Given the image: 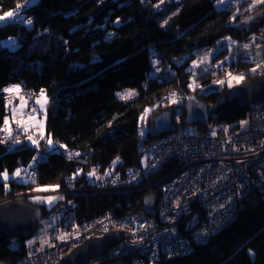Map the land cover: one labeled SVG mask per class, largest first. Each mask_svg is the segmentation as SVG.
<instances>
[{
	"label": "trees",
	"instance_id": "obj_1",
	"mask_svg": "<svg viewBox=\"0 0 264 264\" xmlns=\"http://www.w3.org/2000/svg\"><path fill=\"white\" fill-rule=\"evenodd\" d=\"M155 2L0 0V17L20 11V19L0 21V131L7 128L9 117L1 94L6 87L46 97L45 137L39 147L0 143V201L34 192L36 186L67 189L71 178L81 180L91 166L98 165L101 175L140 166L142 149L154 141L147 133L141 137L144 124L148 127L150 117L175 99L182 101L176 106L182 120L184 101L197 93L195 85L210 84L217 61L227 63L231 73L244 72L240 84L264 76L251 72L253 63L242 61V52L231 51L229 59L222 47L225 39L250 42L261 32L264 0L236 11L216 8L215 0H182L166 3L159 13ZM210 53V68L203 72L197 61ZM228 93L226 84L218 91L198 93L211 115L207 126L197 125V134L219 125L236 131L248 120L250 108L231 104ZM49 137L51 146L46 143ZM65 149L77 159L65 160ZM38 152L43 158L31 166ZM26 169L27 174L36 171L31 182L1 180L3 173L23 175ZM165 174L162 170L156 177ZM143 196V191L134 190L81 193L72 199L79 221H87L110 211L117 217L139 214ZM38 207L42 218L53 210ZM197 218L196 227L203 211ZM27 243L20 236L0 235V262L20 260ZM158 264H264L262 188L241 200L234 221L219 233L182 256L162 257Z\"/></svg>",
	"mask_w": 264,
	"mask_h": 264
},
{
	"label": "built area",
	"instance_id": "obj_2",
	"mask_svg": "<svg viewBox=\"0 0 264 264\" xmlns=\"http://www.w3.org/2000/svg\"><path fill=\"white\" fill-rule=\"evenodd\" d=\"M181 1L171 0L173 3ZM257 1L245 0L244 4L251 7ZM227 8L230 9L231 4ZM19 15L18 10L14 17ZM263 32L264 27L258 36L250 37L249 40L255 42ZM245 43L225 39L222 47L226 51L236 50L240 53ZM221 64L227 72L228 64ZM214 72L210 84L226 82L218 75L215 67ZM23 97L27 100L29 113L36 114L37 95L29 92ZM249 108V120L245 129L227 131L223 125H219L204 134L184 132L177 114L171 132L157 138L143 151L141 166L130 167L108 176H91L87 183L83 182L85 187L81 190L98 186L108 193L124 194L139 188L146 190L159 187L166 178L177 175L173 186L167 190L159 187L162 198L155 215L149 217V222L144 226H139L144 216L133 220L134 227L130 225L123 234L125 243L108 251L102 260L103 264H145L148 257V264H158L163 255L182 256L190 252L193 245L206 242L234 221L241 207V200L256 187H264V100ZM11 129V134H7V128L0 131V143L20 134L16 125ZM74 154L69 149L62 152V156L71 160L77 159ZM171 158H176L177 163H169ZM80 162L86 165L84 160ZM97 170L98 165L90 167L91 172ZM162 170L166 172L164 176L152 179ZM33 174L30 171L28 175ZM81 192L83 191H76L74 194ZM193 207L201 209L204 218L199 219L200 225L193 228L192 234H178L173 228L172 220L196 224L194 221L198 220L199 214L194 212ZM76 214L77 209L65 206L58 226L48 233L49 247L42 250L38 260L29 257L28 248L20 260L1 261L0 264H57L84 237L100 238L105 234L120 232V224L127 223V219L119 220L120 216L111 212L87 221L77 220ZM130 219L132 220L131 217ZM68 230L73 231V237L68 236ZM188 242L190 244L187 251L183 246ZM34 246L39 248L37 244L32 247ZM122 246L126 249L123 255L118 256V249Z\"/></svg>",
	"mask_w": 264,
	"mask_h": 264
},
{
	"label": "rangeland",
	"instance_id": "obj_3",
	"mask_svg": "<svg viewBox=\"0 0 264 264\" xmlns=\"http://www.w3.org/2000/svg\"><path fill=\"white\" fill-rule=\"evenodd\" d=\"M244 2H245V0H215V7L219 8V9H223V8H226L228 5L231 4L235 11L237 9H239L240 7H242V8H240L239 10H241V9L243 10V9H247L243 6ZM4 17H5V19L3 21L9 20V19H14V20L20 19L19 17L15 18L14 16L7 17L5 15ZM256 36H258V35H256ZM259 39H261V41L259 43H255V45L251 44L252 41H250L251 43L246 42L242 46L241 52L243 54V57H240V58H242V61H244V62L253 63V66L250 68L252 73L264 75V36H260ZM211 57H212V53L206 55L201 60L197 61V65H199L203 69V72H206L209 70ZM231 57H232V55H230V52H229L227 58L230 59ZM236 61H238V59ZM253 69H255V71H253ZM250 70H249V72H250ZM240 75H243V77H245L244 72H241V73L240 72H233V73H231L229 68H228L227 76H226L227 80H226V82H224L226 84V87L231 90V88L233 89V87L241 85L240 84L241 82L236 83L235 80L230 81V76L236 77V76H240ZM256 77H259V76H256ZM230 82L232 85L231 87H229ZM224 83H220L217 85L208 84V85H204V86L195 85L193 90L195 92H197L196 94H198V93L208 94L210 92L221 90L223 88V86H225ZM9 89H12V91H7ZM15 89H19V88L17 86H8L3 90V93H2L3 96L5 97V103H6L8 113H9V117L11 118V120L16 121L18 123L17 125L21 129V134H19L18 136L22 135V137L15 140L11 146L15 147L17 145H21V144L26 143L27 146L37 147V144H33L32 141L35 139L42 140L41 135L43 136V138L45 137L44 124H45V119H46V116H45L46 103L44 102V100L46 97L42 94H40V96L37 97V103H36L37 114H31L28 112L27 103L24 102L22 99H18V105L14 109H12L11 101L14 100V98L16 97V95L18 93H20V90L16 91ZM129 92H131V91H129ZM117 94L119 97L123 96V94H121V93H117ZM174 101L175 102L172 101L169 104V106H172V105L173 106H180L182 104L181 103L182 101L179 99H175ZM147 113H148V111L145 110L143 117L147 116ZM9 117L7 118L8 119L7 121L10 120ZM248 120L242 121V124L240 125V129L243 130L247 127ZM144 122H145V120H144ZM12 126L13 125L11 123H8L7 129L8 130L11 129ZM183 129H184V132H186L188 134H197V132H198L197 131V125H184ZM146 133H148V127L146 126V123H145L144 126L142 127V130L140 133L141 137L146 136ZM29 137H31V139H29ZM46 143L48 144V146H50L48 143V140L46 141ZM142 143L143 142H141L140 144H142ZM40 157H41V153L38 152L35 155L31 166H34L40 160ZM17 172H19V171H16L15 173H17ZM26 172H27V169L25 170L23 175H21L19 173L18 176L14 174L11 177L7 174V177H8L7 179H4L5 173H3L1 175V180L4 182H7L10 178L13 177V178H15V180H18V182H21V183L31 182L32 178H29L31 176L28 175L29 172H28V174ZM95 172L99 174L98 170ZM99 175H101V174H99ZM83 182L78 184L81 189L85 187L83 185ZM261 188L264 191V187H261ZM37 189H47V190L46 191H37ZM35 191H37L35 194L28 197V201L31 202L32 204L37 205V206L46 207L47 209L53 207V210L48 216H45L44 218L41 219L40 226L35 231V233L30 238H28L27 240H28V243L38 244V246L41 250H45L49 247L48 232L57 227V224L60 221L63 209H65V206L63 205V203H61L60 197L58 195L52 194V192L54 191L52 187H38V188L36 187ZM81 193H83V192H81ZM81 193H77V194H73V195H78ZM116 193H119V192H116ZM16 196H14V197H16ZM49 198H52L51 203L48 202ZM6 200L7 201H13L12 197H8V198H6ZM58 203H60V204H58ZM63 206H64V208H63ZM114 247H116V246L109 248L105 253L107 254V252L110 251ZM105 253L103 255H101V257L96 259V262L103 264L102 260H104V256L106 255Z\"/></svg>",
	"mask_w": 264,
	"mask_h": 264
},
{
	"label": "water",
	"instance_id": "obj_4",
	"mask_svg": "<svg viewBox=\"0 0 264 264\" xmlns=\"http://www.w3.org/2000/svg\"><path fill=\"white\" fill-rule=\"evenodd\" d=\"M228 101L239 107H249L258 101L264 100V76L254 77L251 80L234 87L227 95ZM184 125H204L210 121V110L201 96L193 94L184 104ZM177 107L168 106L154 113L148 121V135L151 138L159 137L172 129L173 116ZM158 203V195L154 191H147L142 200V213L150 215ZM41 224L40 210L23 199L0 202V235L21 236L30 238ZM120 237L110 234L102 238H90L80 246L74 248L63 257L60 264H96L93 259L101 257L109 248L118 244ZM251 260L254 255L249 253Z\"/></svg>",
	"mask_w": 264,
	"mask_h": 264
},
{
	"label": "bare ground",
	"instance_id": "obj_5",
	"mask_svg": "<svg viewBox=\"0 0 264 264\" xmlns=\"http://www.w3.org/2000/svg\"><path fill=\"white\" fill-rule=\"evenodd\" d=\"M258 2V1H257ZM256 2V3H257ZM166 3H173V2H171V0H156V2L153 4V6H154V8H155V11L156 12H162L163 11V9H164V6L163 5H165ZM180 3V2H179ZM179 3H173V4H179ZM245 3V2H244ZM243 3V5H244V7L245 8H250V7H246L245 6V4ZM255 3V4H256ZM254 4V5H255ZM253 5V6H254ZM252 7V6H251ZM233 8V6L231 5V8L230 9H228L227 7H226V9H228V10H231ZM257 43V42H256ZM227 52H231V51H227ZM213 67H215V69L217 70V73H218V75H220L225 81L227 80V72L224 70V68H223V65L221 64V62H219V61H217L216 63H214V65H213ZM234 88V87H233ZM232 89V88H231ZM229 91H231L230 89H229ZM3 92H1V94H2ZM26 93H29V92H25V91H20V93H18L17 95H16V98H18V99H23L26 103H27V100L23 97V95L24 94H26ZM34 94H36L37 95V97L38 96H40V94H37V93H34ZM196 94V93H195ZM193 96V95H192ZM191 97V96H190ZM5 98V97H4ZM202 98V97H201ZM188 99V98H187ZM186 99V100H187ZM203 100V99H202ZM204 101V100H203ZM205 102V101H204ZM184 104H185V101H184ZM206 104V103H205ZM27 105H28V103H27ZM207 105V104H206ZM208 106V105H207ZM185 109V108H184ZM29 112V111H28ZM37 114V113H36ZM177 114H179V116H180V120H181V114L179 113V112H177V109H176V112H175V115L173 116V125H174V117L177 115ZM184 119V118H183ZM183 119L181 120V123H182V126H184V124H183ZM18 128H19V130H20V127L17 125V124H15ZM172 128H173V126H172ZM172 130V129H171ZM171 130L169 131V132H171ZM184 130V129H183ZM11 132H12V129H9V130H7V134H11ZM169 132H167V133H169ZM20 133H21V130H20ZM167 133H165V134H167ZM164 135V134H163ZM163 135H161V136H163ZM161 136H159V137H161ZM20 137H22V135L21 136H17V135H15V136H13V137H11V138H9V140H7L6 142H5V144L6 143H8V144H11L12 145V143H14V141L15 140H17V139H19ZM159 137H156V138H154V141L157 139V138H159ZM36 141H37V147H39V142H40V140H37V139H35ZM151 144V143H150ZM149 144V145H150ZM148 145V146H149ZM147 149V148H146ZM146 149H143L142 150V153H143V151L144 150H146ZM64 151V150H63ZM62 151V152H63ZM62 154V153H61ZM143 156H144V153H143ZM143 156H142V161H141V163H140V166H141V164H142V162H143ZM41 157L43 158V155L41 154ZM40 157V159H42ZM65 160H67V161H73V160H71V159H68L66 156H62ZM169 163H177V159L176 158H171L169 161H168ZM137 167H139V166H137ZM130 168V167H129ZM126 170V169H125ZM34 171V170H33ZM124 171V170H123ZM36 171H34V173H35ZM116 172H118V171H116ZM162 172V171H161ZM160 172V173H161ZM91 174V175H90ZM113 174V173H112ZM34 176V175H33ZM33 176H31V177H29V178H32L33 179ZM91 176H98V177H101L98 173H96V172H90L89 174H86L81 180L79 179V178H76V177H73V178H71L70 180H69V185H68V188L66 189V188H58V187H53V186H36L37 188L38 187H52L53 189H55L53 192H52V194H55V195H58L59 197H60V201H61V203H63V205L64 206H67V207H71V208H74V209H77V203L72 199V194H74V192H76V191H83V193H95V194H100V193H108V192H105V191H103L100 187H98V186H93V187H90L89 189H85V190H81V188H80V186L78 185L79 183H81V182H85V183H87L90 179H91ZM108 176V175H107ZM156 176H158V174L157 175H155V176H153L152 177V179H155V178H159V177H156ZM177 178V175H174V176H171V177H168V178H166L164 181H163V183H161V185L159 186L162 190H167L168 188H170L171 186H173V183L175 182V179ZM155 188L159 191V192H156V190H155ZM160 188H158V187H151V188H149V189H146V190H143V189H140L139 188V191H143L144 192V195L147 193V191H154V192H156V194L158 195V203H157V206H156V208H155V210H154V212L152 213V214H150V215H145V214H143L142 213V210H141V212L139 213V214H122V216H120L119 217V220L120 219H127V223L125 224V225H121L120 224V226H121V231L120 232H117V231H115L114 232V234H117L119 237H120V241H119V243L118 244H116V245H114V246H120V245H122V244H124L125 243V237L123 236V234L125 233V230L130 226V225H133V220H135L138 216H144V217H142L143 218V220H142V222L139 224V226H144V225H146L148 222H149V217H152V216H154L155 215V213H156V210H157V207H158V204H159V200L162 198V192H160ZM134 191V190H133ZM37 191H34V192H31V193H27V194H19V195H15L16 197H14V196H12V200L14 201V200H19V199H23V200H25L26 202H28V203H30V204H32L31 202H29L28 201V197H30L31 195H33V194H35ZM114 193V192H113ZM144 197V196H143ZM143 200V199H142ZM7 200L6 199H3V200H1L0 202H6ZM32 205H34V206H36L38 209H39V207L37 206V205H35V204H32ZM40 210V209H39ZM193 210H194V212L195 213H197V214H201V209H199L198 207H193ZM110 212H112V213H114L113 211H110ZM114 214H116V213H114ZM118 214H120V212H118ZM62 215H63V212H62ZM62 215H61V217H62ZM121 215V214H120ZM145 216H148L147 218H145ZM130 217L132 218V220L130 219ZM41 219H42V215H41ZM76 219L77 220H79L78 219V217H77V214H76ZM151 219V218H150ZM60 220H61V218H60ZM60 222V221H59ZM152 223L154 224V225H156V222L155 221H153L152 220ZM59 224V223H58ZM58 224H57V226H58ZM172 225H173V228L175 229V231L178 233V234H182V233H184V232H188V233H193L194 232V230H193V228L194 227H196L195 226V224H193V225H191L189 222H182V221H178V220H172ZM133 227H134V225H133ZM52 230H54V229H52ZM52 230H50V231H52ZM49 231V232H50ZM48 232V233H49ZM68 236H70V237H73V231H71V230H68ZM110 235V234H109ZM104 236H107V234H105V235H103V236H101L100 238H102V237H104ZM13 237H16V236H13ZM21 237V236H20ZM90 238H92V237H84L80 242H79V244L77 245V247L78 246H80L81 244H83L86 240H88V239H90ZM97 238V237H96ZM208 241V240H207ZM189 244H190V242H188V243H186L184 246H183V249H185V250H187L188 249V246H189ZM38 245V244H37ZM33 246V244H30V243H27L26 244V249H25V252L27 253V249L29 248V250H28V253L27 254H29V257L31 258V257H35L37 260H38V256H39V254H41V253H43V251L42 250H40L39 248H37L36 246H34V247H32ZM113 247V246H112ZM76 248V247H75ZM126 249V247H124V246H122V247H120L119 249H118V253H117V255L119 256V255H123V253H124V250ZM73 250V249H72ZM71 250V251H72ZM70 251V252H71ZM188 251V250H187ZM106 254V253H105ZM172 256H174V255H171L170 257H172ZM142 258H144V255H142L141 256ZM163 257H168L167 255H163ZM96 259H98V258H95V259H93V262H95L96 264H100V263H98V262H96ZM161 260V259H160ZM60 261H61V259H59V261H58V263L57 264H60ZM148 261H149V257L146 259V261H145V264H148ZM159 263V262H158Z\"/></svg>",
	"mask_w": 264,
	"mask_h": 264
},
{
	"label": "snow or ice",
	"instance_id": "obj_6",
	"mask_svg": "<svg viewBox=\"0 0 264 264\" xmlns=\"http://www.w3.org/2000/svg\"><path fill=\"white\" fill-rule=\"evenodd\" d=\"M15 15V13H13V12H8V13H6V16L7 17H12V16H14ZM5 19V17H0V21H3ZM28 23L29 24H31V20H29L28 21ZM253 71H255V69H253ZM244 79V77H243V75H240V76H236V77H231L230 76V81L231 80H235L236 81V83H240L242 80ZM232 85H231V82L229 83V87H231ZM189 87H192V85H189ZM16 91H18L19 89H15ZM7 91H12V89H9V90H7ZM127 95H133V93H128ZM175 94H173V96H174ZM124 98H126V96H121V99H124ZM44 102L46 103V98H45V100H44ZM173 102H175L174 100H173ZM147 111V110H146ZM5 123H7V121L5 122ZM29 139H31V137H29ZM41 139H43V136L41 135ZM33 142V144H36L37 143V141L36 140H33L32 141ZM48 143H49V145L51 146V144H52V140H51V137H49L48 138ZM61 147H64L63 145H61ZM15 175H19V172H17V173H15ZM91 175V174H90ZM8 177H7V173H5L4 174V179H7ZM47 189H37V191H46ZM53 190H55V189H53ZM51 201H52V198H49L48 199V202L49 203H51ZM64 237L62 236L61 237V239H63Z\"/></svg>",
	"mask_w": 264,
	"mask_h": 264
},
{
	"label": "crops",
	"instance_id": "obj_7",
	"mask_svg": "<svg viewBox=\"0 0 264 264\" xmlns=\"http://www.w3.org/2000/svg\"><path fill=\"white\" fill-rule=\"evenodd\" d=\"M19 91V90H18ZM23 100V99H22ZM24 101V100H23ZM25 102V101H24ZM26 104V103H25ZM18 105V98H14V100L13 101H11V106H12V109H14L16 106ZM9 121H8V123H14V124H18L16 121H14V120H11V118L9 117Z\"/></svg>",
	"mask_w": 264,
	"mask_h": 264
}]
</instances>
